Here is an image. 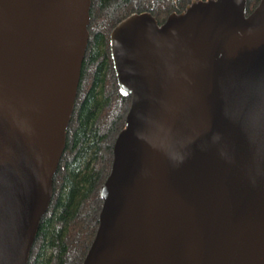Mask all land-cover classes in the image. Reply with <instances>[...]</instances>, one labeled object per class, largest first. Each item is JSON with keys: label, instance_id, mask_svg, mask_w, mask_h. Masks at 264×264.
<instances>
[{"label": "water", "instance_id": "obj_1", "mask_svg": "<svg viewBox=\"0 0 264 264\" xmlns=\"http://www.w3.org/2000/svg\"><path fill=\"white\" fill-rule=\"evenodd\" d=\"M92 0H0V264H29L66 149ZM111 33L131 97L83 264H264V0Z\"/></svg>", "mask_w": 264, "mask_h": 264}, {"label": "trees", "instance_id": "obj_2", "mask_svg": "<svg viewBox=\"0 0 264 264\" xmlns=\"http://www.w3.org/2000/svg\"><path fill=\"white\" fill-rule=\"evenodd\" d=\"M193 1L92 0L90 40L66 149L29 264H83L96 236L103 206L100 190L111 173L114 145L132 104L131 97L119 92L111 56L113 29L144 12L162 25ZM247 1L252 13L262 0Z\"/></svg>", "mask_w": 264, "mask_h": 264}]
</instances>
